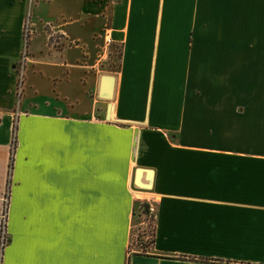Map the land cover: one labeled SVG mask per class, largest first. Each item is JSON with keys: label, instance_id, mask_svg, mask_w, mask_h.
<instances>
[{"label": "crops", "instance_id": "0c3cea01", "mask_svg": "<svg viewBox=\"0 0 264 264\" xmlns=\"http://www.w3.org/2000/svg\"><path fill=\"white\" fill-rule=\"evenodd\" d=\"M3 210L1 264H264V0H0Z\"/></svg>", "mask_w": 264, "mask_h": 264}, {"label": "built area", "instance_id": "2783aa9c", "mask_svg": "<svg viewBox=\"0 0 264 264\" xmlns=\"http://www.w3.org/2000/svg\"><path fill=\"white\" fill-rule=\"evenodd\" d=\"M49 31H48V36L52 41L55 43L61 41V36L59 33H57L52 25L47 23ZM30 33V23L29 20L26 19L24 24H23V45H22V51L19 60L15 64V71H16V86L15 90L16 93L19 94L22 91V85H23V74H24V66H25V59H26V54H27V42H28V35ZM113 40L110 34L109 27H106L104 29L103 33V45L101 48V54L104 55V58H107V53L108 49L112 48L113 45ZM114 47V46H113ZM139 201L146 202V214L149 216H152L153 219L155 217V203L154 200L152 199H146V198H139ZM138 209L142 211L143 207H140V205H137ZM136 209L134 208L133 211ZM134 215V213H133ZM154 226V225H153ZM6 229H5V212L4 210L0 212V264H1V259H2V254H3V248L6 243ZM147 248V247H146Z\"/></svg>", "mask_w": 264, "mask_h": 264}, {"label": "rangeland", "instance_id": "374dc122", "mask_svg": "<svg viewBox=\"0 0 264 264\" xmlns=\"http://www.w3.org/2000/svg\"><path fill=\"white\" fill-rule=\"evenodd\" d=\"M118 49L110 48L107 53V61L110 66L116 67L118 64ZM113 63V64H112ZM25 68V67H24ZM25 75L23 74V78ZM135 213L133 215L132 233H131V248L138 249L139 251H145L147 244L152 237V229L154 225V219L152 216L147 215L145 212L140 211L136 204Z\"/></svg>", "mask_w": 264, "mask_h": 264}, {"label": "water", "instance_id": "95a60500", "mask_svg": "<svg viewBox=\"0 0 264 264\" xmlns=\"http://www.w3.org/2000/svg\"><path fill=\"white\" fill-rule=\"evenodd\" d=\"M114 79H115V75L112 73H102L100 75V86L98 89L99 97L104 99H112ZM138 173H139V169H136L135 174L137 175ZM136 183L138 184V181H136Z\"/></svg>", "mask_w": 264, "mask_h": 264}, {"label": "trees", "instance_id": "16d2710c", "mask_svg": "<svg viewBox=\"0 0 264 264\" xmlns=\"http://www.w3.org/2000/svg\"><path fill=\"white\" fill-rule=\"evenodd\" d=\"M136 204H137V205H140V207H143L142 212H146V211H145V210H146V206H147L146 202H144V201H142V202L137 201ZM133 213H135V211H133ZM153 235H154V226H153V229H152V237H151V239H150V242H149V243L147 244V246H145V247H148V246L151 244V242L153 241Z\"/></svg>", "mask_w": 264, "mask_h": 264}]
</instances>
